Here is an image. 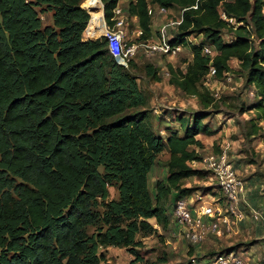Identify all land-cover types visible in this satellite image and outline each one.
I'll return each instance as SVG.
<instances>
[{"label":"trees","instance_id":"1","mask_svg":"<svg viewBox=\"0 0 264 264\" xmlns=\"http://www.w3.org/2000/svg\"><path fill=\"white\" fill-rule=\"evenodd\" d=\"M81 2L0 0V264H101L109 247L143 261L138 233L154 232L150 219L166 231L165 203L188 196L182 181L203 171L190 163L202 157L197 135L211 134L203 121L210 112L179 116L182 132L166 126L165 137L155 134L145 111L136 110L146 102L136 77L96 38ZM100 2L107 26L125 2L140 41L151 36L152 6L177 8L180 23L167 42L187 47L191 59L182 69L167 64L170 83L208 107L199 82L210 65L223 77L234 58L258 96L251 107L264 113V0ZM42 14L51 22L44 24ZM193 35L207 45L189 40ZM206 46L213 56L203 53ZM146 73L159 79L152 65ZM256 125L250 123L251 133ZM163 150L166 174L152 192L149 172Z\"/></svg>","mask_w":264,"mask_h":264},{"label":"rangeland","instance_id":"2","mask_svg":"<svg viewBox=\"0 0 264 264\" xmlns=\"http://www.w3.org/2000/svg\"><path fill=\"white\" fill-rule=\"evenodd\" d=\"M85 3L86 5L91 4V10L88 13L95 18L99 25L100 16L103 17L100 0H82L81 6L86 10ZM125 4V2H121L119 5L125 23V40L129 43H140L134 33L137 20L134 17L126 16L123 10ZM151 10V36L145 43L148 45L137 47L130 60L132 65L127 67L128 71L136 77L139 88L146 98L145 104L136 110L145 111L152 131L162 137L167 134L166 126L182 132L177 120L179 116L189 119L193 114L202 110L210 112L209 117L203 121L208 123L211 134L197 135L203 144L199 150L201 156L206 157L224 152L232 162L238 177L244 181L245 187L253 190L259 201H262L264 199V113L263 109L257 110L251 107L258 100V96L254 87L246 83V74L240 70L239 61L234 58L230 59L228 62L229 71H226L223 77L206 76L199 82V90L207 94L211 100L210 105L204 108L203 102H200L197 96L184 93L169 81L167 64L173 68L182 69L191 59L190 50L181 46L180 52L168 55L149 47L158 44L162 32L165 34V39L169 40L176 31V27L167 24L172 20L179 19L180 11L173 8L166 12H160L156 6H152ZM41 18L44 24L51 22L49 14H42ZM103 23H105L104 18ZM94 35L96 38L100 37ZM222 36L226 41L230 39V34L226 31H223ZM189 40L205 42L206 45L208 43L202 35L190 36ZM254 46H257L256 42H254ZM208 47L212 49L210 46ZM147 65L156 68L158 80L146 73ZM127 112L129 114L131 110ZM250 123L257 124L258 129L254 133L250 132ZM167 159L168 152L163 150L157 155V163L149 172L148 184L152 192L155 181L162 179L166 174L165 162ZM191 166L203 170L199 163ZM181 186L191 189L190 194L185 197L187 200L198 201L197 199L201 197L202 200L209 201L211 197H221L211 174L205 170L198 176L184 179ZM109 191L111 198L117 197L115 188L110 187ZM259 191L261 194L258 193ZM165 205L170 219L169 228L166 231L162 230L153 219H150L149 222L153 226L154 232L148 236H143L142 233L137 235L143 245L138 250L144 262H137L135 257L123 248L109 247L104 251L105 259L101 264H188L192 255L198 262L205 264L204 259L207 260L210 254L218 252L214 249L216 247L213 249L207 247L210 244L206 239L210 236H225L224 230L227 228L225 225L221 226L219 234H209L197 244V247H194L189 239L177 234L172 215L173 202L167 201ZM239 205V208L247 214L241 200ZM261 205H258L257 209L264 216V206ZM231 221L233 222L232 226H237L240 222L234 221L232 218ZM236 223L237 225H234ZM238 228L239 226L234 232L231 231L228 239L233 243L232 250L242 258L245 264H264V231H261L262 237L259 238V235L251 232L249 228ZM250 247L252 248L250 249ZM191 248L193 251H190Z\"/></svg>","mask_w":264,"mask_h":264},{"label":"built area","instance_id":"3","mask_svg":"<svg viewBox=\"0 0 264 264\" xmlns=\"http://www.w3.org/2000/svg\"><path fill=\"white\" fill-rule=\"evenodd\" d=\"M160 12H166L164 8H158ZM112 18V26L103 23V30L99 36L103 37L109 54L114 58L115 62L127 68L132 55L139 46H147V40L138 42H127L125 40V23L121 15L119 5L114 9ZM152 14L151 8L148 11ZM222 18L227 19L224 12H220ZM232 23V18L227 19ZM180 23V18L170 21L167 25H176ZM135 37L139 39L142 30L136 27L134 30ZM168 55H175L181 50V45L171 46L165 39L162 32L158 44L149 46ZM203 53L213 56L214 50L208 46L204 47ZM215 68L213 65L208 67L207 76H214ZM199 163L203 170L209 172L215 182L221 197H211L210 200L198 201L178 198L173 203L172 215L174 225L178 235H183L190 240L191 244H198L209 234L220 233L221 226L228 227L231 218L234 221H242L245 219V213L239 208L241 195L244 191V181L238 177L232 162L228 159L224 152L211 154L201 157L198 161H192L190 164ZM254 220L260 218V214L252 211ZM205 264H245L240 256L233 250L215 253L205 260ZM190 264H202L198 262L192 255L189 259Z\"/></svg>","mask_w":264,"mask_h":264},{"label":"crops","instance_id":"4","mask_svg":"<svg viewBox=\"0 0 264 264\" xmlns=\"http://www.w3.org/2000/svg\"><path fill=\"white\" fill-rule=\"evenodd\" d=\"M209 129H210V127H209ZM197 139L200 140V138H197ZM200 141H202V140H200ZM244 186H245V184H244ZM259 189H261V188L259 187ZM258 193L261 194V191H259ZM241 201H242L244 209H246V211H247V214L248 215L250 214L249 217L247 214H245L246 216H245V219L243 221L238 222V225H237V223L234 224L237 226H232L233 222L231 221L229 223L230 225L224 230V233L226 232V235L223 237H221V236H219V237H215V236L208 237L206 240L210 244L209 246H207L209 249H213L214 247H216L214 249H216L218 251L223 249V248H231L230 250H232L233 243L228 239L230 237L231 231L234 232V230L238 226H239V228H245V227L249 228L251 230V232H254L256 235H259V238L262 237L261 231H264V216H263V213L261 211H259V209H257V208H258V205H260V204H262L264 206V199H262V201H259L258 197L256 196V193L253 190L244 187V191L241 195ZM252 211L258 212L260 214V218L254 220L251 216ZM256 221H258L259 223ZM251 248L252 247H250V249ZM240 254L244 255L243 253H240Z\"/></svg>","mask_w":264,"mask_h":264},{"label":"bare ground","instance_id":"5","mask_svg":"<svg viewBox=\"0 0 264 264\" xmlns=\"http://www.w3.org/2000/svg\"><path fill=\"white\" fill-rule=\"evenodd\" d=\"M102 15V14H101ZM94 18V17H93ZM100 24L98 25V23L96 22V20H95V18H94V21H93V23H94V28H95V30H96V32H97V34L99 35L101 32H102V30H103V17H101L100 16ZM91 30V29H90ZM91 32H92V30H91Z\"/></svg>","mask_w":264,"mask_h":264},{"label":"water","instance_id":"6","mask_svg":"<svg viewBox=\"0 0 264 264\" xmlns=\"http://www.w3.org/2000/svg\"><path fill=\"white\" fill-rule=\"evenodd\" d=\"M82 7V6H81ZM85 9V8H84ZM87 10V9H86ZM87 12H88V10H87ZM89 14V13H88Z\"/></svg>","mask_w":264,"mask_h":264}]
</instances>
